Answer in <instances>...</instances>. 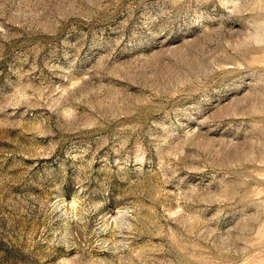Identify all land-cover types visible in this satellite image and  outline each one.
Listing matches in <instances>:
<instances>
[{
	"label": "rangeland",
	"instance_id": "rangeland-1",
	"mask_svg": "<svg viewBox=\"0 0 264 264\" xmlns=\"http://www.w3.org/2000/svg\"><path fill=\"white\" fill-rule=\"evenodd\" d=\"M0 264H264V0H0Z\"/></svg>",
	"mask_w": 264,
	"mask_h": 264
}]
</instances>
